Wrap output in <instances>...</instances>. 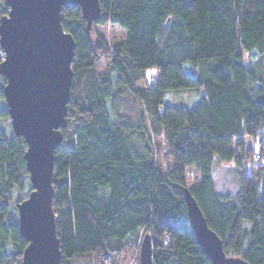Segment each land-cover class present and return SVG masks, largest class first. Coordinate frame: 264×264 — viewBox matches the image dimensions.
Here are the masks:
<instances>
[{"label": "trees", "instance_id": "trees-1", "mask_svg": "<svg viewBox=\"0 0 264 264\" xmlns=\"http://www.w3.org/2000/svg\"><path fill=\"white\" fill-rule=\"evenodd\" d=\"M98 1L92 26L125 31L105 73L107 48L92 43L77 7L61 11L75 43L52 180L61 264L107 257L140 232L151 237L154 264H210L186 218L188 168L200 176L188 190L225 255L264 264V165L237 173L234 195L213 181L216 165L240 167L245 140L264 136V0ZM7 13L0 0V18ZM184 90L197 92L196 105L165 104L167 92ZM25 150L22 137L0 132V264H20L26 246L17 225L4 223L13 194L15 207L30 189ZM258 153L260 161L264 147Z\"/></svg>", "mask_w": 264, "mask_h": 264}, {"label": "water", "instance_id": "water-1", "mask_svg": "<svg viewBox=\"0 0 264 264\" xmlns=\"http://www.w3.org/2000/svg\"><path fill=\"white\" fill-rule=\"evenodd\" d=\"M0 18L2 95L15 137L26 145L23 155L30 191L15 205L19 237L26 243L20 264H61L52 208L54 152L67 126L75 43L61 26V11L77 7L89 32L98 20V0H4ZM186 218L200 252L210 264H248L227 257L220 238L208 227L188 189L183 192ZM139 264H154L149 234L139 245Z\"/></svg>", "mask_w": 264, "mask_h": 264}, {"label": "rangeland", "instance_id": "rangeland-1", "mask_svg": "<svg viewBox=\"0 0 264 264\" xmlns=\"http://www.w3.org/2000/svg\"><path fill=\"white\" fill-rule=\"evenodd\" d=\"M125 31L120 29L117 26H92L90 30V39L92 43H98L102 42L104 46L107 48L108 51V57L101 56L99 59V70L102 73H105L108 71V62L110 57V52L112 45L118 41H121L124 38ZM188 67H191L190 65L184 64L183 70L186 73H190V69H187ZM191 70L193 72V68L191 67ZM155 73L154 69H151L146 72V76H150ZM192 74V73H191ZM5 86V81L3 78L0 77V93H2V90ZM128 99V98H127ZM124 102H127L130 108V105L132 104V101L128 99ZM199 97L197 95V92L194 90L189 91H171L167 92L164 98V102L166 105H175V106H183V107H192L196 105L198 102ZM3 110H7L6 103L4 101V98L0 100V112ZM134 114V111H133ZM0 132L4 133L5 136H9L12 134L11 126H10V119L2 118L0 117ZM261 142V143H258ZM245 148H243V151L239 153L241 161L240 167L236 165L235 162L229 163V164H219L215 166V169L213 170V181L215 184V189L220 194H231L234 195L238 190V180H237V173L239 174H246L248 173L251 168L254 166H258L259 164L264 165V155L262 156L261 160L259 161L258 158V149L261 147H264V136L259 138H253L251 141L250 139L245 140ZM261 144V145H260ZM251 148V152H247V150ZM161 163L164 164V166L168 165L166 162L161 161ZM185 177H186V188L190 189L194 187L196 180L198 181L200 179V176L196 174L191 168H188L185 170ZM30 189L25 191L26 194ZM108 195V189H99L98 191V197L99 200L104 201L106 200ZM20 197L19 194L14 193L12 196L13 203H10L9 210H8V218L5 220L4 223H14L17 225L18 223V217H17V211L14 207V201H16ZM141 233V232H140ZM137 236V239L135 241L127 240L125 243L122 244L117 250L111 251L107 257H104L102 254H91L84 258L83 260H80V262L73 263V264H139V245L142 240V234ZM136 248H138V251H136ZM65 264H72V263H65Z\"/></svg>", "mask_w": 264, "mask_h": 264}]
</instances>
